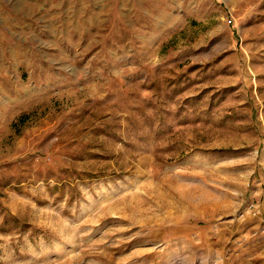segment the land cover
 <instances>
[{
  "label": "rangeland",
  "instance_id": "rangeland-1",
  "mask_svg": "<svg viewBox=\"0 0 264 264\" xmlns=\"http://www.w3.org/2000/svg\"><path fill=\"white\" fill-rule=\"evenodd\" d=\"M0 264H264V0H0Z\"/></svg>",
  "mask_w": 264,
  "mask_h": 264
}]
</instances>
